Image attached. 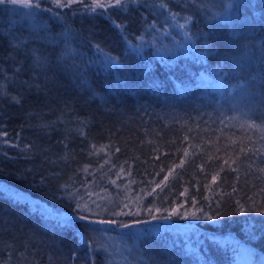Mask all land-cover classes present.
Here are the masks:
<instances>
[{
  "label": "trees",
  "instance_id": "1",
  "mask_svg": "<svg viewBox=\"0 0 264 264\" xmlns=\"http://www.w3.org/2000/svg\"><path fill=\"white\" fill-rule=\"evenodd\" d=\"M63 2L0 5V264H264V0Z\"/></svg>",
  "mask_w": 264,
  "mask_h": 264
},
{
  "label": "snow or ice",
  "instance_id": "2",
  "mask_svg": "<svg viewBox=\"0 0 264 264\" xmlns=\"http://www.w3.org/2000/svg\"><path fill=\"white\" fill-rule=\"evenodd\" d=\"M56 2H57V6H59V7L69 6V4L64 3L63 0H56ZM70 2L74 3L75 0H70ZM9 4L15 5V4H17V0H0V5H9ZM115 5L116 6H122V0H115ZM28 6H30V4ZM35 6L39 7V3L37 2ZM97 6L103 7L104 5L98 4ZM185 155H187V153H185ZM225 163H227V161H225ZM170 174L171 173H169V175ZM164 179L167 180V177H165ZM215 179H216V177L213 176V180H215ZM79 219L80 220H86L87 218L85 216H80ZM99 223H111V221H99Z\"/></svg>",
  "mask_w": 264,
  "mask_h": 264
},
{
  "label": "rangeland",
  "instance_id": "3",
  "mask_svg": "<svg viewBox=\"0 0 264 264\" xmlns=\"http://www.w3.org/2000/svg\"><path fill=\"white\" fill-rule=\"evenodd\" d=\"M29 1H33V2H35L36 0H29ZM96 7H100V6L92 5V8H96Z\"/></svg>",
  "mask_w": 264,
  "mask_h": 264
}]
</instances>
